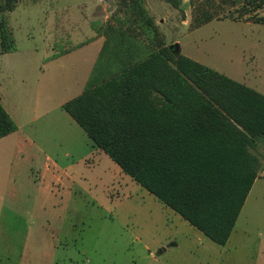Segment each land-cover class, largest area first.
Wrapping results in <instances>:
<instances>
[{
  "label": "rangeland",
  "instance_id": "rangeland-1",
  "mask_svg": "<svg viewBox=\"0 0 264 264\" xmlns=\"http://www.w3.org/2000/svg\"><path fill=\"white\" fill-rule=\"evenodd\" d=\"M143 3L166 45L264 94V25L249 20L264 6ZM122 10V0H17L4 14L16 49L0 54V94L19 129L0 139V264H264V176L219 246L123 174L61 109L96 58V43L78 46ZM203 12L211 20L196 28ZM253 153L259 176L264 142ZM45 163L55 169L40 179Z\"/></svg>",
  "mask_w": 264,
  "mask_h": 264
},
{
  "label": "trees",
  "instance_id": "trees-1",
  "mask_svg": "<svg viewBox=\"0 0 264 264\" xmlns=\"http://www.w3.org/2000/svg\"><path fill=\"white\" fill-rule=\"evenodd\" d=\"M122 2L81 94L61 108L123 174L224 246L260 171L264 94L175 54L143 0ZM16 3H0V54L16 49L4 18ZM246 4L251 12L264 0ZM210 20L203 12L194 25ZM249 20L264 25V15ZM16 131L0 103V139Z\"/></svg>",
  "mask_w": 264,
  "mask_h": 264
},
{
  "label": "crops",
  "instance_id": "crops-1",
  "mask_svg": "<svg viewBox=\"0 0 264 264\" xmlns=\"http://www.w3.org/2000/svg\"><path fill=\"white\" fill-rule=\"evenodd\" d=\"M99 36L98 37H94L93 39H91V40H88L87 42H85V43H83V44H80L78 47H82V46H84V45H88V44H90L91 45V43H96L97 44V48L95 49V53H96V58H95V61L93 62V65H92V67H91V69L89 70V73H88V76H87V80H88V78H89V75H90V73H91V71H92V69H93V66H94V64H95V62H96V60H97V57H98V54H99V52H100V50H101V48H102V46H103V43H104V37L102 36V34H98ZM87 80H86V82H87ZM86 82H85V84H86ZM85 86V85H84ZM84 88V87H83ZM83 90V89H82ZM82 92V91H81ZM81 92H80V94H81ZM79 95V94H78ZM77 95V96H78ZM2 95L0 94V103L2 104V106L4 107V109L6 110V112L9 114V112L7 111V109H6V107H5V105H4V103L2 102ZM75 98V97H74ZM73 99V98H72ZM66 103V102H65ZM64 104V103H63ZM63 104H61V106L63 105ZM60 106V107H61ZM62 109V108H61ZM68 115V114H67ZM9 116L11 117V115L9 114ZM69 116V115H68ZM12 119V118H11ZM13 120V119H12ZM18 129L19 128H17V131H18ZM119 168V167H118ZM54 169H55V165H53L52 166V168H50V166L48 165V164H43L42 166H41V170H40V179H42V178H44L45 176H47V174H48V172H53L54 171ZM262 176H264L263 175V173H260L259 174V176H257V178L256 179H258L259 177H262ZM256 181V180H255ZM255 183V182H254ZM254 185V184H253Z\"/></svg>",
  "mask_w": 264,
  "mask_h": 264
},
{
  "label": "water",
  "instance_id": "water-1",
  "mask_svg": "<svg viewBox=\"0 0 264 264\" xmlns=\"http://www.w3.org/2000/svg\"><path fill=\"white\" fill-rule=\"evenodd\" d=\"M169 48L175 53V54H179V47L177 44H173L171 46H169Z\"/></svg>",
  "mask_w": 264,
  "mask_h": 264
}]
</instances>
